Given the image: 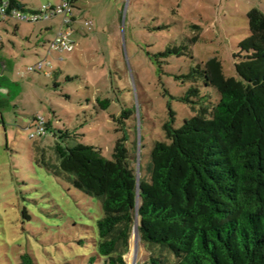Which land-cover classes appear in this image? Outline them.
Listing matches in <instances>:
<instances>
[{"label":"rangeland","instance_id":"obj_1","mask_svg":"<svg viewBox=\"0 0 264 264\" xmlns=\"http://www.w3.org/2000/svg\"><path fill=\"white\" fill-rule=\"evenodd\" d=\"M61 2L21 0L22 17L44 7L51 15ZM73 7L74 50L52 51L51 76L27 70L49 56L63 15L11 19L0 29V264H18L26 253L36 264H88L101 203L39 165L34 147L51 161L54 133L67 131L70 146L91 145L112 160L126 138L140 176L155 143L165 139L171 112L175 128L194 115L178 100L190 88L184 76L218 57L225 76L238 78L235 56L250 35L247 15L264 12V0H74ZM181 46L184 55H161ZM37 116L50 130L32 138ZM150 255L133 234L127 264L132 258L144 264Z\"/></svg>","mask_w":264,"mask_h":264},{"label":"trees","instance_id":"obj_2","mask_svg":"<svg viewBox=\"0 0 264 264\" xmlns=\"http://www.w3.org/2000/svg\"><path fill=\"white\" fill-rule=\"evenodd\" d=\"M10 2L9 15L23 11L21 0ZM247 17L250 35L235 56L238 78L225 76L218 57L184 76L190 88L178 100L194 115L175 128L171 112L165 139L155 143L145 171L140 166L139 179L126 138L112 160L94 146H70L67 131L54 133L51 161L34 147L39 165L101 203L88 264H127L137 217L151 253L144 264H264V12L254 8ZM186 52L181 46L161 55ZM18 264L36 262L26 253Z\"/></svg>","mask_w":264,"mask_h":264},{"label":"built area","instance_id":"obj_3","mask_svg":"<svg viewBox=\"0 0 264 264\" xmlns=\"http://www.w3.org/2000/svg\"><path fill=\"white\" fill-rule=\"evenodd\" d=\"M73 0H62L61 4L55 8L52 9L51 15H49L47 12L49 11L47 7H44L42 9L41 14H35L32 17H22V14L18 11H12L11 15H9V10L11 6L10 0H0V29L4 23H6L10 18L11 19H17L19 21L26 20V21H31V22H38L42 20L41 15H45V18L48 17H55L58 15H63L64 16V23L63 26L64 28L61 29L58 37L56 40H54L50 44V50H49V56L47 59L39 62L35 66H30L28 68V72H43L47 76H51L53 72V63L52 60L50 59V54L52 51L56 50L59 52H72L74 50V44L73 42H70L69 37L71 35L70 33V28L73 21L74 17V7H73ZM89 25V24H87ZM35 123L37 127V133H34L31 137L32 138H37V137H43L47 135L48 129H47V122L45 121L44 117L42 116H37L35 118Z\"/></svg>","mask_w":264,"mask_h":264},{"label":"water","instance_id":"obj_4","mask_svg":"<svg viewBox=\"0 0 264 264\" xmlns=\"http://www.w3.org/2000/svg\"><path fill=\"white\" fill-rule=\"evenodd\" d=\"M138 173V172H137ZM138 179H139V173H138ZM134 236L135 238H139V231H138V217L136 218V225L134 230ZM133 264H137V261H134Z\"/></svg>","mask_w":264,"mask_h":264},{"label":"crops","instance_id":"obj_5","mask_svg":"<svg viewBox=\"0 0 264 264\" xmlns=\"http://www.w3.org/2000/svg\"><path fill=\"white\" fill-rule=\"evenodd\" d=\"M7 23H9V22L7 21L6 23L3 24V26L6 25Z\"/></svg>","mask_w":264,"mask_h":264},{"label":"bare ground","instance_id":"obj_6","mask_svg":"<svg viewBox=\"0 0 264 264\" xmlns=\"http://www.w3.org/2000/svg\"><path fill=\"white\" fill-rule=\"evenodd\" d=\"M136 251V250H135ZM132 256V255H131ZM133 259V258H132ZM132 259H131V261H130V263L132 264Z\"/></svg>","mask_w":264,"mask_h":264}]
</instances>
